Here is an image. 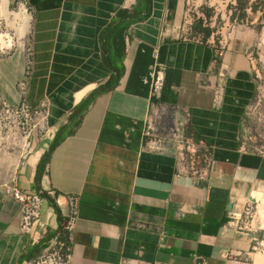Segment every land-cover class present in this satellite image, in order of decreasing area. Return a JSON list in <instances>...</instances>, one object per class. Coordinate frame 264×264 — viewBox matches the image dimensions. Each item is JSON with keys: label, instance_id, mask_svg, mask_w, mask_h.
I'll list each match as a JSON object with an SVG mask.
<instances>
[{"label": "crops", "instance_id": "obj_1", "mask_svg": "<svg viewBox=\"0 0 264 264\" xmlns=\"http://www.w3.org/2000/svg\"><path fill=\"white\" fill-rule=\"evenodd\" d=\"M24 1L32 20L25 99L49 102V129L26 159L0 154V264H22L58 242L69 264H264V156L240 138L257 94L250 35L183 38L186 0ZM16 65L17 82L26 67ZM0 95L21 101L16 85ZM180 126L185 143L206 153L200 176L174 152L181 142L171 146ZM11 181L54 193L31 235L2 187ZM67 195L77 198L72 232Z\"/></svg>", "mask_w": 264, "mask_h": 264}, {"label": "rangeland", "instance_id": "obj_2", "mask_svg": "<svg viewBox=\"0 0 264 264\" xmlns=\"http://www.w3.org/2000/svg\"><path fill=\"white\" fill-rule=\"evenodd\" d=\"M23 4L31 16L24 0H10V12L20 13ZM4 18H0V35L9 34L14 39V46L9 51H0V88L2 89L12 85L17 86L19 83L16 82L18 76V67L14 68L16 64H23L26 73L32 30L30 23L26 37L19 38L15 29L16 24L19 23L18 19L14 15L11 18L6 16ZM195 27L211 29V37L216 43L250 35V52L254 62L253 74L257 94L246 111L240 138L247 151L264 152V0H186L181 28L183 38L207 40L204 38L205 32ZM170 124L172 125V121ZM179 129L180 131H176L172 136L171 146L178 140L181 142L179 149L174 145V152L186 171L196 172V175L200 176L209 168L205 160L206 153L200 149L190 148V145L185 143V126H180Z\"/></svg>", "mask_w": 264, "mask_h": 264}, {"label": "built area", "instance_id": "obj_3", "mask_svg": "<svg viewBox=\"0 0 264 264\" xmlns=\"http://www.w3.org/2000/svg\"><path fill=\"white\" fill-rule=\"evenodd\" d=\"M28 58L29 61L25 78L17 84L21 101L16 105H12L0 95V154L9 155L18 153L22 159H26L32 154L34 139L43 137L47 133L50 114V104L47 100L42 101L38 106L34 107L25 99L28 92L27 80L31 72L32 64L30 46L28 49ZM163 80V72L161 70L156 71L153 84L154 96L162 90ZM259 154L264 156V152H260ZM2 187L6 195L13 197V199L20 203L21 232L31 235L34 224L41 220L44 201L48 197L52 198L54 193L49 191L46 195H43L24 191L19 189L14 184V181L2 185ZM67 199L72 207L73 213L66 223V229L72 232L76 222L75 208L77 198L72 195H67ZM246 214L249 217L251 216L250 209L246 210ZM69 260V247L62 242H58L44 253L27 259L22 264H69ZM193 264H208V262L203 258L197 257L194 259Z\"/></svg>", "mask_w": 264, "mask_h": 264}, {"label": "bare ground", "instance_id": "obj_4", "mask_svg": "<svg viewBox=\"0 0 264 264\" xmlns=\"http://www.w3.org/2000/svg\"><path fill=\"white\" fill-rule=\"evenodd\" d=\"M10 0H0V18H11L13 15L18 19L16 32L22 39L26 37L30 29L31 16L26 6L23 4L19 10L20 13H11L9 10ZM4 15V16H3ZM14 39L9 34L0 35V51L11 49L14 46ZM17 44V43H16Z\"/></svg>", "mask_w": 264, "mask_h": 264}, {"label": "trees", "instance_id": "obj_5", "mask_svg": "<svg viewBox=\"0 0 264 264\" xmlns=\"http://www.w3.org/2000/svg\"><path fill=\"white\" fill-rule=\"evenodd\" d=\"M125 12L123 11V12H120V16H125ZM195 28H197V29H199V30H202V31H204L205 32V36H204V38L205 39H208L212 34H211V29H201L200 27L198 28V27H195ZM88 103H89V101L88 102H85V104H83V106H87L88 105ZM78 125L79 124V121H77V122H75L74 123V125ZM69 135V131H67L66 133H64V134H57V136H56V138H55V140L53 141V143L51 144V147H50V150H49V154H48V157L45 159V164H47V162L49 161V159H50V156H51V154H52V152L54 151V149L66 138V136H68ZM44 195H46V194H44ZM50 200H51V198L50 197H48Z\"/></svg>", "mask_w": 264, "mask_h": 264}]
</instances>
